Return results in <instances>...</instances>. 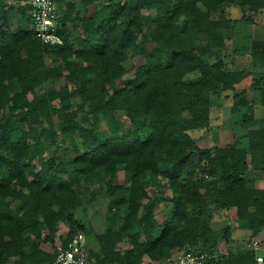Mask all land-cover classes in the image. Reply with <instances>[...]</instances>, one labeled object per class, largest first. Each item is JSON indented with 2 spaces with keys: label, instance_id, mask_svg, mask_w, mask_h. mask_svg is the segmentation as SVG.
<instances>
[{
  "label": "trees",
  "instance_id": "trees-1",
  "mask_svg": "<svg viewBox=\"0 0 264 264\" xmlns=\"http://www.w3.org/2000/svg\"><path fill=\"white\" fill-rule=\"evenodd\" d=\"M29 1L0 0V264H54L41 244L79 232L88 246L77 211L104 200L105 223L121 215L95 234L93 264H165L189 253L207 254L205 264H257L235 242L239 231L207 220L212 195L248 236L264 230V190L248 185L264 146V119H254L264 73L221 55L223 32L240 21L212 13L240 6L248 19L264 0H53L63 40L55 46L25 28ZM251 55L264 65V41ZM228 92L233 110L247 109L249 146L200 148L193 134L213 123L212 97ZM120 172L125 185L115 183ZM62 222L69 231L58 237ZM222 241L234 249L220 253Z\"/></svg>",
  "mask_w": 264,
  "mask_h": 264
},
{
  "label": "rangeland",
  "instance_id": "rangeland-1",
  "mask_svg": "<svg viewBox=\"0 0 264 264\" xmlns=\"http://www.w3.org/2000/svg\"><path fill=\"white\" fill-rule=\"evenodd\" d=\"M103 2V0L101 1ZM22 7L23 4H18V8ZM89 8L93 10V6L90 5ZM17 11L15 13H20L23 10ZM225 9L226 17L231 20H239L232 23V28L227 29L224 33V45L220 46V53L227 57L229 55L230 60H232L234 69H242L245 71H251L257 74L264 73V65L260 63L258 60L252 58L251 50L252 43L254 40H262L264 41V10L258 12V14H254L252 18L242 19L243 12H246L244 8L240 6H232V7H221L215 12L212 13L213 18H221V12ZM30 9H24L26 14H30ZM31 18V16H30ZM31 20V19H30ZM31 22V21H30ZM25 21V28L31 29L32 23ZM16 29L17 26H14ZM202 43H208V37H204L201 41ZM150 47V46H149ZM238 51L236 53V51ZM235 51V52H234ZM240 53L241 55H238ZM190 78L194 77V75L188 76ZM63 84L62 80H56L52 82H48L45 85L41 86L37 89V92H47L54 87H59ZM260 88H263L260 85ZM250 99L254 100L253 93L250 94ZM254 97V98H253ZM30 98H32L30 96ZM213 100V123L211 126L205 130L198 131L193 134L194 139L200 148L203 149H213L216 146H226L232 143H235L240 148H247L248 145V137L247 130H244L246 127L242 124V115L247 112L246 108H240L238 110H233V106L235 105L236 100L233 98L232 93H224L221 95H215L212 97ZM254 119L262 120L264 119V106L256 105L254 110ZM244 128V129H243ZM80 143V142H79ZM59 152V150H58ZM58 154L56 148L49 147L48 156H53ZM255 161L256 168L252 171L248 185L252 186L258 190H264V146L262 150L257 151L255 153ZM115 183L118 185L127 184V178L123 172H120L116 176ZM208 202L210 207L209 215H207V220L214 231L223 230L227 225H231L233 229L239 231L237 235L241 234L242 236H237L238 239H235V242L240 243L242 246L247 247L248 243L253 240H257L261 242L263 245L264 255V230L257 236H247L246 230H240L238 228L237 223V214L235 210H231L229 212H225L223 210H218L214 206V199L212 195L208 196ZM107 206L108 202L106 200L100 202L96 201L94 204L85 205L84 208H80L77 211V219L86 225L88 229L87 239H88V254L89 250L92 252L99 251V243L95 237V234H98L108 227H116V221L118 220V216L121 215L119 212L112 211L109 213L110 222L105 223V218H107ZM160 207H163L162 205ZM162 215V214H161ZM163 217V216H162ZM160 216L159 220H162ZM69 231L68 226L65 223H60L58 226V236H65ZM250 233V232H248ZM247 237V238H246ZM202 238L200 239V241ZM249 241V242H248ZM234 242V245H235ZM47 243L41 244L40 248L45 252L44 249H50V245H46ZM126 246V245H125ZM233 247V248H232ZM229 246L225 242H221L219 246L220 253L227 254L235 246ZM123 249V248H122ZM52 250V249H51Z\"/></svg>",
  "mask_w": 264,
  "mask_h": 264
},
{
  "label": "built area",
  "instance_id": "built-area-1",
  "mask_svg": "<svg viewBox=\"0 0 264 264\" xmlns=\"http://www.w3.org/2000/svg\"><path fill=\"white\" fill-rule=\"evenodd\" d=\"M28 4L31 5L32 30L37 38L47 46L62 45L63 40L58 34L57 4L53 0H30ZM247 249L255 252L257 264H264L261 242L252 240ZM52 253L55 255L54 264H93L86 250V236L82 232L75 234L66 243L59 239ZM207 258V254L189 253L172 258L165 264H205Z\"/></svg>",
  "mask_w": 264,
  "mask_h": 264
},
{
  "label": "crops",
  "instance_id": "crops-1",
  "mask_svg": "<svg viewBox=\"0 0 264 264\" xmlns=\"http://www.w3.org/2000/svg\"><path fill=\"white\" fill-rule=\"evenodd\" d=\"M250 234V233H249ZM248 236V235H247ZM250 236V235H249ZM58 237H63V236H58ZM247 238V237H246ZM234 239H238V237L236 238V237H234ZM59 240V239H58ZM46 245H50V244H46ZM51 246V245H50ZM52 249V250H51ZM45 250V252H47V253H50V254H52V251H53V247L51 246V248L50 249H44Z\"/></svg>",
  "mask_w": 264,
  "mask_h": 264
}]
</instances>
